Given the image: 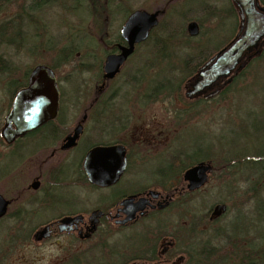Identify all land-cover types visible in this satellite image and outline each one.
Segmentation results:
<instances>
[{
    "label": "rangeland",
    "instance_id": "obj_1",
    "mask_svg": "<svg viewBox=\"0 0 264 264\" xmlns=\"http://www.w3.org/2000/svg\"><path fill=\"white\" fill-rule=\"evenodd\" d=\"M32 1L10 0L1 8L0 22L8 21L12 16L18 14L21 7L26 8ZM112 1L106 9L105 14L107 16L104 20L109 32L113 30L119 33L127 16L134 10L143 9L149 12L163 11L158 19L164 30L158 34L166 39L165 25L170 23V13L182 14L186 18L185 27L190 20L198 21L201 25V33L196 37L188 36L189 39L178 34L171 35L168 40H165L162 50L159 49L160 44L154 46L152 42L154 36H152L136 48L134 55L129 57L120 71L116 82L107 84V90L118 87L120 95L114 102V111L119 115L125 111V114L129 116V121H126L127 124L123 129L119 122H115L117 133L113 135L114 137L109 135L103 138L97 134L94 112L89 110L90 117L86 122L85 136L79 148L69 153L70 160L74 159L72 165L78 161L81 152L90 143H95L98 140L126 141L129 144L130 158L122 180L113 190V195H116L140 187L156 188V183L160 182L162 178L157 173L158 166L162 162L168 161L171 155L175 153L190 152L193 149V143H209L214 146L211 150L212 155H215L214 151L217 148L222 152L229 148L234 153H250L256 149H262L264 129L254 134L250 128L252 125L264 127V53L259 60H252L243 68L242 78L231 87L224 99L209 100L206 104L198 105L188 114L178 112L185 105L175 96L170 98V96L159 94L154 101L148 103H144L145 98L142 97L144 95L143 90L147 89L151 82L169 76L171 65H173L171 74L180 78L183 75L181 65L186 56L193 57L192 60L194 61L198 55L203 56L218 46L217 42L230 32L232 21L227 17V22L224 23L226 18L213 14L211 11L216 10L218 13L217 11L220 9H225L228 4L227 0ZM67 2L68 0H60L51 4H42L40 8H36L32 12L34 17H37L33 20L37 24L39 22L41 24H39L40 27H37L38 30H25L26 34L20 36L21 41H17L15 44H0V75L3 73H20L21 70L25 71L37 63H54L57 51L65 46L69 37L72 35L74 37L75 33H77L75 36L77 38L84 34L94 36L92 19L86 21L87 11L84 8H79V5L83 3H79L80 0L77 3L72 2L71 7L74 9L71 10L79 9L74 12L65 8L61 9L60 5L66 7ZM216 6L218 8H214ZM114 7H117L116 12H113ZM26 25L29 28H34L32 22L26 23ZM93 40L95 39L93 38ZM93 40L82 41L81 44L84 47L81 45L80 58L75 57L71 62L59 65L57 70L60 75L69 74L71 76V82L65 85V91L68 95H73L75 89L80 91L81 104L75 107V110L79 112H82L81 110L88 104L89 95L94 94L96 83L100 78V64L104 60V55H101L105 49L103 43L99 40L98 42L95 40L94 43ZM19 43L21 44L19 45ZM47 44H50L52 49L48 48ZM91 46L93 47L91 48ZM154 51H157L159 56ZM145 56H149V64L145 63ZM85 63H89L88 70L85 68L80 70V67ZM138 68L143 69V71L136 73ZM79 112L76 114L78 115ZM239 127L243 130L240 131ZM230 140L234 142L231 146ZM64 156L65 154L58 155L60 159H63ZM2 165H0V194L12 199L9 213H12L13 216L16 206H31L26 201L28 193L19 199H15V196L17 194L16 187L19 183L20 185L24 183V186L29 183L27 180L34 170V164L29 162L27 165L25 162L23 171L16 168V170L9 172L10 168L17 166L16 159H8ZM72 165L69 166V170L73 169ZM217 174V171L211 172L208 182L185 205L176 202L157 215L149 216L131 226L120 229L116 228L112 222L105 223L101 233H110L106 239L108 242L114 243L116 249H112V252L107 254L99 245L95 250H92L94 257L100 263L108 261L109 264H116L119 259H123L122 257L128 256L134 250H139L138 253L140 254H146L142 242L146 238L148 230L154 233L163 230L168 235L177 229L180 240L179 246L181 247L194 246L196 240L202 234L204 237L205 234L206 237L202 240L207 238L214 246L221 245V247H226L225 250L230 248L229 245L223 243L225 238H212V235L215 230L216 232H224L225 227L230 234L240 237L243 234V223L247 219L234 217L239 211L241 196L235 194L233 197L232 195L234 199L232 200L231 196L226 194L229 188L224 185V181L228 182L229 178L220 180ZM233 184L234 186L237 185ZM241 186L244 184L241 185L240 183ZM116 191L117 193H115ZM79 193L83 198L86 196L83 206L87 208L105 206L112 197L109 190L94 189L89 185L81 190L78 188L61 190L62 196L66 199H70L73 194L79 195ZM224 197L228 198L226 201L228 210L217 223L201 225L199 230L202 231V234L200 233V235L189 231V224L193 221L192 219L182 218V223L181 221H173L187 209L198 208L199 212H205L210 206L220 203L217 199ZM76 207L64 201L59 203L58 208L54 211L71 210ZM259 208L260 210L254 211V217L259 218V221H264V206H259ZM7 220L0 226V246L5 243V229L7 230L8 227L18 225L20 230L25 227L21 232L23 236L28 229L33 227V230L29 240L23 241V237L20 236L21 240L13 250H8V254H6L8 257H5V261H1L0 264H66L67 258L72 257V254L78 251H86L92 244H97L102 240L99 237H94L79 242L73 239L70 234H58L37 243L33 241L32 234L43 221H12L9 218ZM256 231L258 234H264V222L258 224ZM225 250L223 249V251Z\"/></svg>",
    "mask_w": 264,
    "mask_h": 264
},
{
    "label": "flooded vegetation",
    "instance_id": "obj_2",
    "mask_svg": "<svg viewBox=\"0 0 264 264\" xmlns=\"http://www.w3.org/2000/svg\"><path fill=\"white\" fill-rule=\"evenodd\" d=\"M34 1L36 0H33V2ZM227 3V7L223 10L220 9L217 11L218 13H216V10L210 11L213 14H217L226 18L224 23L227 22V17L232 21L229 29L230 32L217 42L218 46L212 51V54L195 69L194 73H192V75L183 84V94L185 97H187L186 91L188 89V82L199 71L202 65L207 62L215 53L227 47L245 32L247 15L243 9V6L236 3L234 0H227ZM29 6L31 5L29 4ZM263 6L264 0H257V3H255V8L258 10L259 7ZM214 8L218 7L216 6ZM158 11L159 18V15L163 13V11ZM191 21H195L198 25L197 34L195 35H190L188 32V24ZM154 28L155 26L150 29L149 34L144 42L150 39L152 30ZM185 29L187 35L191 37H196L201 33V25L196 20L188 21ZM144 42L135 44L133 52L125 59V61L119 67L118 72L111 78L104 76V63L106 57L109 54L118 53L120 45H125L126 43L124 40L122 42H116L109 52L104 55V60L100 64V78L96 83L97 85L94 94L92 96L91 94L89 95L88 104L85 105L83 110H81L82 112L75 110V107L81 104L80 91L75 89L73 95H68L65 91V85L71 82V76L69 74L60 75L49 62L37 63L25 71L21 70L20 73H3L0 75V165L5 164L8 159H16L17 166H15V168H10L8 170L9 172L16 170V168L23 171L25 162L27 165L29 162L34 164V170L27 180L29 183H27L26 186H24V183H21V185L19 183L20 186L18 185L16 187L17 194L15 196V199H19L22 195L28 193L26 201L31 206L27 207L18 205L14 208L13 213V216L17 215V221H43L32 234V239L34 242L39 243L58 234H70L73 239L79 242H84L94 237H99V239L104 240L108 235L102 234L101 229L105 223H108V221L112 222L113 225L118 229L131 226L137 221H141L152 215H157L174 205L176 202H178L177 194H182L185 191H194L189 190L187 188V182L182 179L181 183L169 190H165L164 188L160 187H140L129 192L123 191L113 195L114 188H116L118 183L122 180V177L128 168L130 158L129 145L125 144L121 140H98L95 143H90V146L81 152L80 156L78 157V161H76L74 165H72L74 159L72 158L70 160L71 157L69 153L79 148V145L85 136L86 122L90 117L89 110H93L97 134L103 138L109 135L113 136L115 133H117L115 131V122H119L122 129L126 126L127 122L129 121V116L125 114V111H122V114L120 115L114 111V102L120 95L118 87L107 90V84L113 83L114 81L116 82V79L125 63L129 57L134 55L137 45ZM163 46H161L159 49L162 50ZM253 50H260V52L257 55H253L251 53L252 56L250 58H248V55H245L241 61L242 68L239 71L243 70V68L247 66L248 63L255 57H259L263 54L264 32L257 38V45ZM38 64H44L50 67L54 72L56 85L58 87L57 110L55 113L51 114V110L54 105V96L47 95V97L40 100L38 94L33 92L31 95L27 94L21 96L19 101L21 108L20 114H18L17 117L15 116L12 118L10 114L12 112L16 96L22 90L28 88L31 71ZM237 73L232 72L231 75L234 77V75ZM158 95L159 94H155L154 97L156 98ZM123 96L125 97L126 95ZM200 96L204 98L203 94ZM214 96L206 99H212ZM78 112L79 116L76 114ZM39 113L41 114L39 115ZM34 119L38 120L35 126L29 129L25 128L24 132L22 131L21 133L15 132L18 129L24 128L29 120ZM78 125H81V131L79 132L75 143L66 146L68 143L67 138L70 135H73V131L76 127H78ZM114 143H122L126 148V170L116 183L109 186H99L91 183L83 169V159L86 152L95 145H110ZM60 154H65L63 159L58 157ZM210 164L212 168L208 173V180L210 173L213 172V164ZM70 165L73 167L72 170H69ZM88 185L94 189L109 190L112 194L110 202H108L105 206L87 208L86 206H83L86 201V196L83 198L81 193H79V195L73 194L70 199H66V197H63L61 194V190L65 188H78L81 190L82 188H86ZM202 187H200V189ZM150 190H153L158 194L156 196L151 195L149 194ZM115 193H117V191ZM130 196L133 197L134 201H137L139 198L146 199L147 201L145 202V206L142 211H137L133 218L127 220L128 222L118 223L117 221H122L126 217V213L121 210L122 206L120 203L122 200ZM4 197L9 201V203L7 212L3 217L9 213V207L13 202L11 198L6 196ZM64 201L68 204L74 205V207H76V204L78 206L71 210L54 211L56 208H58V204ZM75 216H82L80 222L73 224L70 230H59V220L65 217ZM173 221H181L182 223L183 219L180 216ZM45 226H49V235L39 239L35 238V233ZM162 233L163 230H159L155 233L148 230V233L146 232V238L142 242L143 250H145L147 253L140 254L138 253L139 250H134L128 256L122 258L133 259L127 264H173L178 256H184L183 261L180 262V264H182L186 258L184 254H178L173 258L164 257V253L167 250L180 245L178 235L173 237L169 234L165 235ZM153 251H155V255L153 254Z\"/></svg>",
    "mask_w": 264,
    "mask_h": 264
},
{
    "label": "trees",
    "instance_id": "obj_3",
    "mask_svg": "<svg viewBox=\"0 0 264 264\" xmlns=\"http://www.w3.org/2000/svg\"><path fill=\"white\" fill-rule=\"evenodd\" d=\"M57 1L60 0H36L34 2L32 1L33 4L30 3L31 6L28 5L26 8L21 7L20 10L18 8L19 11L17 15L12 16L8 21L0 22V44H15L17 41H21L20 39L22 38H20V36H22L24 33L26 34L27 29H33L34 31L38 30L37 27L39 26L40 22L37 24V22L33 20L37 18L34 17L32 13L33 10L40 8L42 4L46 5ZM74 1L76 3L78 2V0H68V5L66 7L65 5H60L61 9L65 8L69 11L74 9L71 7V3ZM8 2H10V0H0V12L1 8ZM81 2L83 4L79 5V8H84V10L87 11V16L85 15L86 21L92 19L91 22H93L92 29L94 36L84 34L82 37L80 36L77 38L75 37L77 33H75L74 37H72L73 35L69 37L68 43L57 51L56 59L53 61L54 63L51 64L56 70H58L59 65L63 63L67 64L75 57L80 58L81 55L79 51L82 41H89L93 40L94 38L97 42L98 40L99 42H102L105 49H103V53L101 55L108 53L116 42L123 41L119 33L114 32L113 30L110 32L107 30V24L104 21L105 17L107 16L105 14L106 9H108L109 3L113 2L112 0H80L79 3ZM77 9L71 11L75 12ZM116 9L117 7H114L113 12H116ZM169 21L170 23L165 25L167 30V39L164 36H160L158 34L161 30H164L162 29L163 26L160 23H158L152 30L151 37L154 36L152 37L154 46L155 44H160V46H163L166 42L165 40H168L171 35L175 34L189 39L185 29L186 18L183 17L182 14L170 13ZM30 22H32L34 28L27 27L26 23ZM95 40H93L94 43ZM20 44L21 43H19V45ZM141 44L137 45V48ZM49 46L50 44H47V47L52 49V47ZM92 47L93 46H91V48ZM212 51L207 52L203 56L198 55V57L194 58V61L192 60L193 57H190L189 55L186 56L185 60L183 61L184 63L181 65L183 67V70H181L183 75L180 78L171 74L173 69V65H171V71H169L168 77H164L163 79H160V81L151 82L148 88L143 90L144 95L142 94V97L145 98L146 101L144 103L154 101L157 98L154 97L155 94L170 96V98L175 96L185 105L184 108L178 110V112L180 114H188L198 105L206 104L209 100L224 99L228 91L231 90V87L236 84L240 78H242L244 74L243 70L235 74L232 81L226 85H223L219 93L212 99L207 100L201 96L187 98L183 94V84L192 75V73H194L195 69L212 54ZM156 52L157 51H154V53ZM156 54L159 56L158 53ZM262 55L255 57L253 60H259ZM144 58H146L145 63L149 64V56H145ZM88 66L89 63H85L80 67V70L83 68L88 70ZM142 71L143 69L138 68L136 73H141ZM198 112L200 111L198 110ZM189 118H191L190 115ZM250 129L252 130L251 132L255 134L258 133L257 131H263L264 127H255V125H252ZM239 130L241 131L243 129L239 127ZM122 142L129 145L126 141ZM233 143V140H230V146ZM262 146V149H256L250 153H234L230 151L231 149L229 148L222 152V150H219L218 148L216 149L215 146V155H212L211 150L214 146H211L209 143L204 144L197 142L195 144L193 143V149L190 152L175 153L174 155H171L168 161H164L158 166L157 173H159L162 178L160 182L156 183V187L159 186L160 188L169 190L174 186H177L180 181H182L183 172L187 168L201 161L212 163L213 171L218 172L217 176L220 178V180H223L227 177L229 178L228 182L224 181V185L229 188V190L226 191V194L231 196L232 200H234L233 197H235V194H239L241 196L239 211L234 217H238V219H240L239 217L247 219V221H244L243 223V234H241L240 237L230 234L225 227L224 232H216L215 230L212 238H225L226 240L223 243L225 245H229L230 247L225 250L226 247H221V245H218L219 247L214 246L207 238L202 240L206 236L204 234V237H202L203 234L202 231L199 230V227L204 224L210 225L217 223L228 210L226 203L228 198L224 197L217 199V201L219 200L220 203L226 204V210L216 217H211V211L214 206H210L205 212H199L198 208L189 210L187 209L184 211V213H181V217L183 219L194 220L189 224V231H191V233H198L199 235L201 233L202 235L196 240L194 246H178L167 250L164 253L165 258H173L178 254H184L186 258L182 264H264V234H258L256 231L258 224L260 222L263 223L264 221H259V218L257 219L254 217V211L260 210L259 206H264V144H262ZM233 183L237 185L234 186ZM240 183L241 185L244 184V186L240 187ZM199 190L200 188L197 190L194 189V191H185L182 194H177L178 202L185 205L188 200H191L195 193L199 192ZM8 218L12 221H17L16 218L18 217L17 215L13 217L12 213H8L5 217L0 219V226L4 224L5 221H8ZM24 229L25 227L20 230L18 225L8 227L7 230L5 229L6 239L5 243L0 246V262L3 260L5 261V257H8V255H6L8 254V250L10 251L15 248V245H17V243L21 240L20 236L21 238L23 237V241L29 240L33 227L28 229L26 234L23 236L21 232ZM177 233V231H174L169 235L175 237ZM104 234L108 235V237L110 235V233L107 232ZM162 234L165 233L163 232ZM99 245L100 247H103L107 254H110L112 249H116L115 244L108 242L105 238L97 244H92L88 249H86V251H78L72 254V257L67 258L66 264H109L108 261H105V263H100L98 259L94 257L92 250H95ZM223 249L225 251H223ZM153 254L155 255V251H153ZM119 257L121 258V256ZM131 260L133 259H119L116 264H127Z\"/></svg>",
    "mask_w": 264,
    "mask_h": 264
},
{
    "label": "water",
    "instance_id": "obj_4",
    "mask_svg": "<svg viewBox=\"0 0 264 264\" xmlns=\"http://www.w3.org/2000/svg\"><path fill=\"white\" fill-rule=\"evenodd\" d=\"M236 3L243 6L247 15V24L245 32L234 40L227 47L215 53L207 62H205L199 71L188 82L186 96L188 98L198 97L201 94L204 98H209L216 95L223 85L232 81V72L237 73L242 68L241 61L245 55L250 58L253 55L259 54L260 50H253L257 45V38L264 32V6L255 8L257 0H234ZM159 11L149 12L143 9L132 11L124 23L121 25L119 34L126 43L120 45L118 53L107 55L104 63V76L107 78L113 77L119 70V67L125 59L133 52L134 46L137 43L143 42L151 28L158 23ZM197 23L191 21L188 24V32L190 35L197 34ZM252 53V54H251ZM224 80V81H223ZM33 92L38 94L39 99L54 96V105L51 114L57 110L58 87L53 70L44 65H36L30 74L28 88L17 94L11 117H17L20 114V98L24 95H31ZM41 113H39L40 115ZM36 119L29 120L26 126L18 129L15 132H24L25 128H32L37 124ZM81 131V125H78L70 135L67 145H72ZM126 148L122 143H114L110 145H95L91 147L85 154L83 159V169L89 181L99 186H109L116 183L124 171L126 170ZM212 166L209 162L201 161L183 172V180L187 182V188L194 190L202 187L208 180V173ZM149 194L156 196L158 193L153 190ZM144 198H139L134 201L133 197H127L121 201V210L126 213V217L118 223L128 222L134 217L137 211H142L145 202ZM9 201L0 194V218L6 212ZM226 210L225 203L215 204L211 217L219 216ZM82 216L65 217L58 221L60 231L70 230L73 224L80 222ZM49 226L38 230L34 237L39 239L49 235ZM92 230V229H91ZM184 256H178L173 264H180Z\"/></svg>",
    "mask_w": 264,
    "mask_h": 264
}]
</instances>
